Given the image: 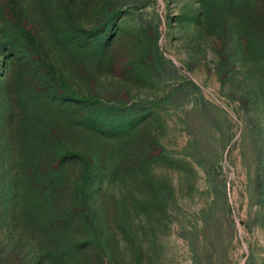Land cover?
<instances>
[{
	"label": "rangeland",
	"instance_id": "374dc122",
	"mask_svg": "<svg viewBox=\"0 0 264 264\" xmlns=\"http://www.w3.org/2000/svg\"><path fill=\"white\" fill-rule=\"evenodd\" d=\"M64 5L59 34L0 0V264H264L257 0ZM67 181L98 221L84 250L46 239Z\"/></svg>",
	"mask_w": 264,
	"mask_h": 264
},
{
	"label": "trees",
	"instance_id": "16d2710c",
	"mask_svg": "<svg viewBox=\"0 0 264 264\" xmlns=\"http://www.w3.org/2000/svg\"><path fill=\"white\" fill-rule=\"evenodd\" d=\"M33 1L39 3L40 7L39 9H36L35 16L38 17L39 21L42 22L40 25H37L39 21H34L35 27L36 25L38 27L45 25V28L48 27L50 30H56L57 33L63 34L62 29L65 27L63 26L64 23L67 24L72 21L73 23H77L76 19L78 18V15L76 12L72 11L71 17L66 19L65 16V18H63L62 13L65 14V12H61V9L63 8L62 10H64L65 0ZM52 2H58L59 5L54 8L52 7ZM257 2L259 4L258 6H254L252 8H244L242 18L245 17L247 20H250L251 15L254 16V14H256V17L254 18H256L258 21V36L264 44V0H257ZM80 15L81 14H79V16ZM19 17L21 19L22 12L19 13ZM28 35L30 37H33L29 33ZM53 155L56 154L54 153ZM63 156L69 158L66 161L67 168L73 167L74 171L77 172L76 175L85 177L87 174L89 175L91 173L92 163L86 158V154L85 156L80 155L78 151L68 149L66 155ZM67 168L65 167V171L67 170ZM67 182L63 183L62 185L52 183L50 187L52 193H54L55 195H58V189H60V194L58 195L60 199L57 203L53 204L54 215L49 222V229L51 233L48 237H46V239L54 244V242L59 239L60 236L58 231L62 229L61 231H63V238H67V249H72L74 251L81 249L84 250V248H87L93 241L90 237V233L94 231L93 229L95 228V224H97L98 221H93L91 219L92 216L89 213L90 196L87 192L85 186L86 184H84L83 182L80 184L73 183L71 181ZM108 223L109 222H107L106 224ZM48 241L44 239V242L42 243V253L46 261H51L52 255H50L49 252H56L55 248L57 247L56 245L50 244ZM51 248H53L55 251Z\"/></svg>",
	"mask_w": 264,
	"mask_h": 264
}]
</instances>
